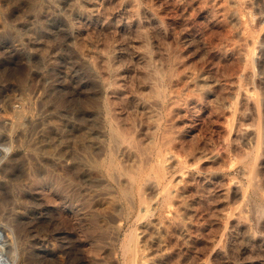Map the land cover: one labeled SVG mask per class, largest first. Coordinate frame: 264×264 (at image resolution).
Instances as JSON below:
<instances>
[{
    "label": "rangeland",
    "instance_id": "obj_1",
    "mask_svg": "<svg viewBox=\"0 0 264 264\" xmlns=\"http://www.w3.org/2000/svg\"><path fill=\"white\" fill-rule=\"evenodd\" d=\"M228 1L229 0H227V2ZM233 1L237 2L235 3V5L237 4V7L234 6ZM248 1L247 0L246 1L244 0L230 1L233 4L231 3L230 6H227V7L232 8L234 6V8L236 7V10L238 11L241 9L240 13L238 11L235 13V12H232L234 8L233 9L229 8L231 9V12H232V14L230 15L231 13L230 10L227 9L229 10L227 11L225 8V5L226 4L229 5L230 2L225 3L226 0H223V1L222 0H0V115L5 116L9 112L7 110H9L10 106L19 105V103L25 100L23 98L30 97V100L33 103L32 105L35 108L34 111L36 109L39 110L42 107V110L40 109L41 111L39 110L38 113L36 110V114H38L37 118H42L43 116L47 115L48 112H50V114L52 113L54 115V116L53 115H50V116L54 117L53 119L55 122L59 123L62 121L64 122L62 124H64V126H67V127H64L65 129L64 133L62 132L63 135L61 139L57 142V146H56L57 151L61 149V151L59 152H60V155L62 156V162L65 159L66 165H64L62 169H60L57 166L55 167L53 164L49 162L48 163L45 162L46 164L45 165L43 160L39 159L40 160L39 161L38 159H34L33 160L34 163L36 161L37 164L31 163L29 166H27V168L29 167L27 169L28 176L23 177L25 179L20 178L18 180H14L15 182L13 180H10L8 183L10 187L14 183L13 185L15 186L13 187L12 185V188L10 190L12 193L13 192L14 194L16 193L15 196H17L16 197L17 201L12 202L10 199L3 200L0 198V229H2L6 233V238H8L9 244L11 242L13 243V244H10V246L8 247H11V249L13 247V249H15L16 251L17 257L14 256L16 258L15 259L16 264H124L123 263L124 258H122L123 257L122 251L120 250V245H121L120 239L122 240V236L123 237L125 236L124 233L121 234L120 236L121 238L119 240H116L114 242V244L116 243L115 245L112 244L113 242L112 237L115 236V233H113L114 228L112 224H110V228L112 226L113 231L109 227H107L105 231H101L102 228L99 229L100 227L95 226L97 225L95 221V215L89 214V212H93V211L92 209H89V207H91L92 201L90 199L91 196L88 197V195L91 194L92 191L96 189L94 188V186H96L97 188L99 187L96 182L95 183L97 185L95 183H92V180H91L95 176V172L91 171L92 174L90 173L88 174L90 170H88L87 172L86 169L85 170H83L82 168L79 169V167L77 170L76 169L77 166L75 165L80 166L79 165L80 158H78V156L80 155H77V156L75 155V157L77 158L76 161L74 160L75 157L74 159L72 158L74 154L76 153L79 154L81 150L84 151L83 149L84 147H85L86 153H88L87 151H89L87 155H89L90 153L92 154V155L90 154L91 156L89 155L92 158L90 157L88 158V156H86V153L85 152L83 153V151H81L83 154H85L87 158L86 162L87 161L89 162L88 159H90V162H91L96 159L97 160L101 159V157L102 158L104 157V154H102V152L104 153L103 147H101L102 142H100L99 140L100 138L99 130L103 129V128H100L101 126L103 127V124H101L100 126L99 122L95 120L92 115V109H94L93 107L94 102L95 101L97 102V100L99 99L97 97L101 98V97H104L105 95L108 96V94L110 96L111 91L113 90V87H116V88L118 87L119 88L118 91L120 94L119 93L117 94L116 100L118 98L117 102H118V107L120 108V110L122 108L124 109V111L121 110L122 116L127 111H129V113H126V115L128 114L129 117L132 116V119L135 122L137 121V119L141 118L139 119L140 120L139 122L137 121L138 123V124L136 123L137 126L140 123H142L140 124L142 127L143 122L145 121L144 125L146 124L148 127L151 124V122L149 124L146 121L147 120L146 118L150 115V114H147L146 110L149 111L152 108L155 109L154 108L155 104L153 100L154 98L152 97L149 100V102H147L148 109L143 108V106L141 105L143 101H141L140 99L144 97L143 95H145L144 98H147L148 95L154 94L153 92L150 93V91L151 90L153 91L154 89V88H151L153 86V83L154 84L157 83L155 80L156 77H154L156 76V73L155 74L153 73H154V69L155 70L157 69L156 66L159 65L160 68L158 66V70L161 69V74L171 75L173 73L172 74L173 77L169 78L171 82L170 80H167L168 78L165 79V82L167 83V85H169L171 89L174 86V89L178 91V93H183L184 97H183V94L181 96V98L183 97V101L184 100H186L187 102L190 101L191 105L190 103L188 104V108L190 109V115H193V119L194 118L195 120L198 119V121L196 120V125H195L196 131L198 132L199 127H200L201 137L204 134L203 135L204 138L202 137V139H204L205 143L203 142L202 139H200L201 144L206 145L207 142H208L207 143L208 146L212 144H217L215 143V141L218 142V140L221 137H225V134H224L225 131L223 127L228 123L226 121L227 120L226 118H228V116L230 115H228L227 113L228 110L226 111L229 105L225 106L224 104L225 103L231 104V101L235 99V94L233 92H230V90L231 89H232L231 91H233V89L235 90V84L237 83L234 81H236L238 74L241 73V71H239L238 68H241L242 70V66L244 65L242 72H245V71H250V70L253 71L255 70V67L257 70L259 67L260 69H258L257 71L255 70L256 72L255 71L254 72L256 75L258 73L257 75L258 78L264 77V75L262 76V74H264V67L262 68L261 66L262 61L264 60V56H262L261 58V55L263 54L262 52L263 50L261 48H255L256 49L255 50V56H256L255 60H258L259 63L254 60L255 62L250 64L251 67L255 66L253 67V69L250 68L249 65L247 67V63L245 64V58H246V53L248 49L249 48L251 49L252 47H254L253 44L250 43L252 42V39L255 38L256 40H258V43L264 42L263 41L264 39L262 40V38H264V31H263L264 26L262 27V24L264 23L263 21L264 19L262 18L263 16L262 14L264 13L263 11L261 13V10H264V5L258 4V7L261 6L259 7L261 8V10L257 8V3H263L264 0H258V1L251 0L257 3H254V2L250 3L251 1L250 2ZM259 1H262V2H259ZM247 2H248V6H246ZM239 5H240V8H239ZM253 6H255L254 9H253ZM249 7L251 8V10H249L250 9ZM255 8H257L256 11H255ZM151 10L154 12L151 13L152 12ZM249 11L250 12L252 11V12L250 13ZM254 11L257 12L258 14L255 13ZM248 12H249V17H248ZM234 13L235 15H233ZM260 13H261V17H258ZM254 14H257V16ZM229 17H231L230 18L231 20L228 19ZM235 17H238V18L234 20ZM257 17L258 19H256ZM227 19L230 21H234V22H230V21L228 22ZM239 21L241 25L242 24L244 25L243 29H241L242 27L239 24ZM248 21L250 23L251 21H253L252 22L253 24L252 23L251 24L256 25V26L250 25ZM246 25H250V26H246ZM258 26H259V29H260V26L262 27L261 28L262 30L259 31V35H257L258 34L257 30H259L257 29ZM239 29H241L240 33L238 32ZM249 29H251V32H252L250 34L248 31ZM252 30H255L256 32L254 31L253 33ZM239 34L242 36L244 35V36L240 38ZM237 35L240 38L239 40H238ZM250 36L252 37L251 41L248 39ZM260 36H263V37H260ZM245 38L248 39V41ZM241 39H243V41ZM244 39L245 41H247L246 42L247 45ZM238 43H240L239 47H237ZM242 43L245 44L247 47L244 45V47H242V50H240ZM225 45L233 46L232 49L234 50L231 49V46L228 49V47H226ZM235 45L238 49L235 47ZM45 46L46 48L48 47L47 48L48 50L45 48ZM223 48H224V52H223ZM10 49H12V51ZM220 50H222V52ZM225 50L227 52H225ZM222 53L223 54L225 53V54L223 55ZM234 53L235 54L237 53V56ZM238 53H241V55ZM259 55H260V58L258 59ZM221 56H225V57L221 58ZM233 57H235L236 59ZM232 61H235V64ZM107 62L109 63V65ZM236 62L238 63L236 64ZM38 63L40 65H38ZM231 63L233 64V66L231 65ZM95 64L96 66L97 65L98 66L94 67ZM227 64L228 66L231 65L229 66L231 68L233 67L235 68L236 66L235 69L238 70L237 72H240V73H236L235 69H231V70L228 69ZM239 65H241V67ZM108 66H110L111 69L106 68L104 70L103 67H108ZM245 66L247 69L248 68L249 69L247 70ZM173 68H174V71H173ZM107 69L109 71L111 70L110 71V73H112L111 76L108 73L109 71ZM232 70H235V71H232ZM163 71L165 72L162 73ZM169 71L170 72L173 71V72L170 73ZM231 71L232 73H230ZM230 74L232 76V79L233 80L235 79L233 81L234 83L231 82L232 79H231ZM107 78L108 80H111V81L108 82ZM217 78H219L220 80L219 79L217 80ZM112 79L117 80V83L120 86H118V84L117 86H114L113 84L114 82L116 83V81L114 80L113 82ZM227 79L228 81L229 79H231L230 84L228 81H227L228 82L227 84L226 82ZM99 80H102L100 81L102 84H100ZM105 80L108 82V84L109 83L110 84L105 86L106 85L104 84V82H106ZM221 80L222 82H220ZM253 81L255 82V86H254ZM253 81L251 82V80L250 81L248 80L245 83L247 84L245 85V87L248 88L249 90L252 89L251 92L253 94L255 93H258L259 95L263 94L264 86L262 87V85L258 84L259 81L255 79ZM112 82L113 84L112 86H110ZM212 82L213 84L214 83L215 84L213 85ZM250 82L252 84L249 86ZM222 84L225 87L230 85L229 88L231 89L226 88L228 93L225 92L226 89ZM100 85L101 86L103 85V86L101 87ZM205 85L206 87L204 88ZM218 86H222L220 87L221 89L218 88ZM252 86L253 88H251ZM105 87H106V90H105ZM255 87L258 88V90H255ZM213 88H215L216 91ZM205 89H206V92H205ZM106 91L108 92V94H106ZM253 91H257V92H253ZM22 93H25V95ZM99 93L103 96H100ZM223 93H226V94H223ZM199 94L200 96H198ZM201 94H203L202 97H201ZM216 94L221 99L223 97L225 98V99L223 98L222 100L224 101L227 100L225 103L224 102L222 103L223 106L219 105L220 107H225L224 110H222L223 108H218V105L217 106L215 105L219 99L217 98ZM231 94H233L232 98H231ZM93 95L94 96L97 95V96L93 98ZM118 95L119 97L121 96V98L122 97L124 98L123 101L125 102V104L124 102L120 101ZM15 96L17 97L16 99H15ZM185 96L187 97V99L185 98ZM203 96L206 97L208 101ZM215 96L217 99L213 98ZM225 96L228 98H226ZM19 97H22V99H20ZM32 97L34 99H31ZM43 97H44L45 102H43L44 101ZM197 98L200 99V101L198 100L196 102L195 100H197ZM229 98H231V100ZM38 99H40L41 102ZM211 99L213 100L216 99V100L212 102L213 100L211 101ZM33 100L36 102L37 101L39 102H37L36 104V102H34ZM139 100L140 102L138 103ZM198 102L202 104L200 105ZM44 103L46 105H44ZM194 103L195 105L193 106ZM34 104L37 106H35ZM41 104L43 105L41 106ZM150 106H152V108ZM199 107L201 111L196 110V109H199ZM214 107H217L218 109H220L223 115L220 114L221 112L219 113V110L217 111V108H214ZM143 110L146 112L147 117L146 115L144 116L145 113ZM208 110L211 112H209ZM212 111L214 112V114H212L213 113ZM218 113L220 114V116ZM89 114L90 116L91 115L92 116L89 119H87ZM139 114L144 116V119L140 117L141 115ZM204 114H208L207 115L208 118ZM134 115H136L137 118ZM197 116L201 117V119ZM216 116H218V118ZM223 116H225L224 121H223V118H224ZM148 118L150 119V117ZM210 119L215 120L214 121L215 123H213V120L211 121ZM249 119L245 120V123L251 124L253 122L252 118H251L252 120H249ZM141 120H144V121L142 122ZM218 123H221L220 126L219 125L217 126ZM34 124L35 123L26 125L27 129L30 128L31 130H33L34 128V130L36 129V132L33 130L34 133L32 131L29 132V133L32 132L31 134L27 133L28 134V136H26L27 141L25 140L27 144L25 142V145H24L25 147L22 148L23 151L28 152L29 151L28 147L30 144L29 142L34 143V141L37 139L38 129L33 127ZM67 124H69L70 126ZM86 124H87V128H86ZM74 126L75 127L77 126L78 128L77 127L75 128ZM82 126H85L84 133H83V129H81ZM90 126L91 128H89ZM96 126H98V130ZM147 127L143 126L142 129L145 128L146 130ZM217 128H220L219 132L216 131L218 130ZM89 129L90 130L92 129L93 133ZM80 130H82V132ZM82 133L84 134V136L85 135L86 136L83 137ZM88 133H90V135ZM221 133L223 134L221 135ZM34 134L36 136H33ZM210 135L213 138L210 137ZM219 136L221 137L219 138ZM29 137H30V140H29ZM94 137H96V139ZM207 138H208V141L206 140ZM92 140L93 141L96 140V142L95 141L94 142L97 143V146ZM98 140L101 143L100 145L98 143ZM83 141H85L86 144ZM90 143H93V144H90ZM66 144H69V146L67 145V148H69V150L74 148L71 150L73 154L70 151L66 150L67 149L65 146ZM242 146L246 147L245 144H242ZM0 147H2L4 151H7L8 154H10L11 148L9 146H0ZM79 147H81L82 149H80ZM76 148H79L78 152ZM73 150L75 152H73ZM101 150L102 152H100ZM261 150L263 151V149ZM67 152H69L70 155L72 156L70 157V155L67 154ZM98 152H100L101 154L100 153L98 154ZM98 155H103V156H100L98 158L97 157ZM0 156L1 158L3 157V152L1 150H0ZM93 156L95 158H93ZM41 162H43L42 163L43 165H41ZM70 162H73L75 164L70 163ZM33 166L35 167V169ZM33 169L34 170L37 169L38 172L37 171H35L36 173L32 172L31 170ZM30 171L33 174L35 173V175L34 176L33 174L31 175ZM82 172H83V175L86 173L85 176L82 175ZM229 174H231L230 175L231 178L234 175H237L238 176L237 178L240 179V181L238 179L239 184L242 181L241 184L243 186H247L246 177L241 174L240 176L239 173H236V171H232L230 173H227V175H225L226 181L224 185L227 186L228 184V181H229L228 179L230 178ZM263 174L264 173L261 172L259 175L260 180L263 181V182L261 181L262 183H264ZM88 175H91V177ZM65 177L66 179H64ZM89 180L91 181V183ZM20 182L21 183L23 182V183L21 184ZM261 182H260L261 187L264 188V185ZM203 183L205 184V182ZM23 184L24 186H22ZM213 184H216V183L208 182L205 185H206V190L208 189L207 191L208 192L210 191L211 193L210 195L213 198L211 199L210 203L216 204V205H214L215 207L210 203H208L209 206L206 205V207L208 206L207 209L208 208L209 209L208 210L205 209V213L207 214V215L205 214V218L206 217H209V218H207V220L205 219V222H204L205 224L202 225L203 227L201 229L202 231L201 230L196 231L198 224H202V223H198L197 220L199 219L197 220L195 219V221H193L194 225H192V227L194 226V229L196 232L195 234H193L194 230L193 228H191V232L192 231L193 232L192 233L190 232V237L192 240L198 237L199 240L198 238H196V240L195 239L193 240L195 244L193 243L194 246H192L193 249H191L190 253H188L189 252L187 251L188 246L185 242L183 243V240H178V242L176 243V246L172 245L173 243L176 242V239H173L176 237L170 234V236L167 239V244L169 246V244L171 243L170 244L171 247L169 246L167 250L171 251V253L169 257L166 256L168 257L167 260L166 258H162L161 254L165 252L163 248L158 246V243L157 241H155V239H152L153 241L149 242V247H148V244L146 245L147 247L146 252L149 253L150 251L152 254V252L155 250L153 252L154 256L153 254L151 255L149 253V255L153 257H150V256L146 257L144 259V261H146V264L148 263L149 264H169V263L170 264L172 263L173 264H180V263L183 264L184 261H185V264H197V263L200 264L203 259L208 260L209 264H214V263L219 264V262L221 264H228V263L229 264H264V239H260L261 237L264 238V229H263L264 228V215H262V218H261V214L263 213H260L261 210H259V208H264L262 205L264 204L262 203L264 202V199H260L259 197L255 195L253 196L252 193H250L248 197V201L250 202L245 203L246 210H244L245 211L244 215L245 214L246 215L244 216V218L247 217L245 219L246 224L248 223L247 228H245L244 230L243 228H239V230L238 228H234L233 230H231L232 232L230 231V234H228L229 237H226V239H229L228 240L229 242L226 239L224 241V243L227 242L228 244L223 243L224 249L226 248L225 249L226 251H224L226 252L224 253L225 256L223 255L220 257L217 256L215 258L213 257V254L210 252L212 251L210 246L212 247L211 244H212V240L215 239L214 236L217 237L218 234L220 233V229L216 230V228H219V220L217 221L215 219H220L223 214L221 213V211L224 212V209H221V206L222 208L224 207L225 209L227 206L225 205L226 201L222 198V195L220 194L221 193L220 190L222 189L221 186L219 188V184L218 185L216 184L217 186L215 185V188H214ZM17 185L21 186V188L19 187L21 192L20 190L18 191L19 188L17 187ZM216 187H218V190L216 189ZM16 188L18 189L16 190ZM68 188L70 191L68 190ZM214 189L217 191V193ZM16 191L20 192L19 196H18L19 193H17ZM86 192H88V194ZM66 193H68L67 194L68 196L66 195ZM216 195L218 198L216 197ZM251 196L255 197V200H254L255 202L253 201L254 198ZM219 197H220V200H219ZM230 198H229L230 201L228 200L229 202L236 201L235 197L231 196ZM251 199L254 202V204L257 203L256 205L258 206L255 205L254 207V204L252 203ZM257 199L258 200L260 199L262 202L261 201L259 202ZM220 201L225 203L224 204L225 206ZM218 204L220 205L218 206ZM211 206L213 210L210 209ZM259 206H262V207H259ZM15 207L16 208L18 207L19 209L17 208L18 209L17 210ZM251 208H252V211L254 210V208L256 209L255 210L256 212L253 211V215L255 216L252 215ZM218 209L220 210V212H218L219 211ZM25 210L26 212L27 211L28 212L26 213ZM211 210L214 213L216 211V213L214 214ZM11 212L14 213L15 216L14 214H11ZM83 212L85 213V215ZM207 212L209 213V215L213 214V216L212 215L209 216ZM86 213H88V215H86ZM21 214H23V216ZM216 214L218 217L216 216ZM11 216L14 218H12ZM16 219H18L17 222H16ZM20 219L23 221L25 220L26 221L23 222ZM208 219L211 220L210 222H212V224L210 222L208 223ZM214 220L218 224V227H217V224L213 222ZM248 220H251V221H248ZM17 223L20 224V226L22 225L25 227H22V226H21L22 228L17 227L18 225ZM214 226H216V228H214ZM209 227H210V231H211V227L212 229L214 228L216 232L219 231L217 232L218 234L215 232L212 233L214 229L211 232L207 231L209 230L208 229ZM205 230L208 233L210 232L212 234L208 235V233H206ZM98 231L99 232L101 231V235ZM231 233L234 235H232ZM248 233L249 235L250 234L252 235H250L249 237ZM107 234H109V236H107ZM99 235L102 237L100 238ZM103 235H105L104 239H103ZM111 235L113 236L111 237ZM204 236L205 237L207 236V239ZM208 236L210 237L209 239H208ZM212 236H213V239H212ZM251 236H253L252 239H251ZM243 238H245L248 241L251 240V242H249L248 244V242H246V240ZM254 238L258 239L259 242L258 240ZM206 240L208 241V244H210V242L211 244L208 246V248L203 246L206 250L200 249V247L203 248L202 245H208ZM104 241H106L109 244L107 245ZM252 241L254 242L255 245L253 244ZM111 244L113 245L115 249H117L115 250L117 251L116 253L115 251L113 252L109 249L110 247H112ZM155 245H156V248H154ZM103 246L104 247L107 246L106 247L107 250L106 248H103ZM173 247L174 249L178 248L179 250L178 249L174 250ZM194 248L196 249L198 248V249L196 250ZM159 250L161 251L159 252ZM193 250H196V251L194 252ZM198 250L201 251V253L199 252L198 254ZM203 250L204 252H206V254L203 252ZM104 251L107 252V255ZM156 251L158 254L156 253ZM179 253L181 254L183 253V255L181 256V254ZM176 254L177 256H179V258L176 256ZM195 254H198V255H195ZM207 254L209 257L207 256ZM114 255L117 257L115 258ZM184 256L185 257L187 256V257L185 258ZM196 256L198 258H196ZM204 256L205 258H203ZM201 257H202V260H201ZM207 257L209 259H207ZM152 258H154L155 260L152 261ZM177 258L180 259L179 262L177 261L178 260ZM213 258L215 259V261ZM164 259H165V263H164ZM169 259H171L170 260L171 262L169 261ZM192 259L194 260L193 261L194 263L192 262ZM210 259H213V260H210Z\"/></svg>",
    "mask_w": 264,
    "mask_h": 264
},
{
    "label": "bare ground",
    "instance_id": "obj_2",
    "mask_svg": "<svg viewBox=\"0 0 264 264\" xmlns=\"http://www.w3.org/2000/svg\"><path fill=\"white\" fill-rule=\"evenodd\" d=\"M230 1H232V0H229L228 2H230ZM244 1H246V0H244ZM250 1H248V2H250ZM255 1H258V0H255ZM228 2L226 0L225 3H228ZM233 2H234V6L237 7V4L235 5V3H237V2H235V1H233ZM248 2H247V5L246 6H248ZM252 2H254V1H251L250 3H252ZM259 2H262V1H259ZM231 3L232 2H230L229 5H227V4L225 5L226 10L229 9V8H231V7H227V6H230ZM254 3H257V2H254ZM258 4H263L264 5V1H263V3H257V8L259 10H261V8H259L261 6L258 7ZM263 5H262V7H263ZM234 6L231 9H233ZM251 6H252V4H251ZM236 7L233 9L234 11L232 10V12H235L236 13L238 11V10H236ZM254 7L255 6H253V9H254ZM239 8H240V5H239ZM257 8H255V11H256ZM231 9H229L230 12H231ZM229 10H227V11H229ZM249 10H251V8ZM149 11H150V9H149ZM262 11L264 13V10H261V13H262ZM153 12L154 11H152L151 13H153ZM232 12L230 13V15L232 14ZM238 12L240 13L241 12V9ZM249 12H248V17H249ZM235 13L233 15H235ZM255 13H257V12H255ZM261 13L259 14L260 16L258 15V17H261ZM257 14H254V15L257 16ZM262 15L264 16V14H262ZM237 16H239V15H237ZM263 16H262V18L264 19ZM258 17L256 19H258ZM230 18L231 17H229L228 19H230ZM236 18H238V17H235L234 20ZM230 20H228V22ZM253 20H255V19H253ZM259 20H260V18H259ZM230 22H234V21H230ZM252 22L253 21H251V23ZM251 23H250V25L253 24V23L252 24ZM239 24H240V21H239ZM242 25H241V27H242L241 29H243V27H244V25L243 26ZM250 25H246V26H250ZM252 26H256V25H252ZM263 26H264V23L262 24V27ZM262 27L260 26V29H259V26H258L257 29H259V30L256 29L257 32H258L257 35H259V31L262 30L261 29ZM241 29H239V31H238L239 33H240V30ZM248 31H249V34L252 33L251 32V29H249ZM252 31L254 33L255 30H252ZM35 32H36V30H35ZM31 33H32V31H31ZM261 35H263V34H261ZM38 36H40V35H38ZM243 36L240 35V38H242ZM237 37H238V35H237ZM250 37L249 38L247 37V38L251 41L252 37L251 38ZM260 37H263V36H260ZM240 38L238 37V40ZM245 39H244V41H245ZM248 39H246V40L248 41ZM263 39L264 38H262V40ZM241 40L243 41V39H241ZM241 40H240V42H241ZM247 41H245V43ZM259 41H260V39H259ZM250 43H252L254 47L251 46L252 47L251 49L248 47L249 49H248V51L246 53V58H245V64L247 63V67H248V65L250 66V64L254 63L255 61H257L259 63L258 60H255L256 59L255 58L256 57L255 56V50H256L255 48H261L263 50V51L261 50L263 52V54L261 55V58H262V56H264V49H263L264 48L263 47V45H264L263 43L264 42L263 43H258V40H256L254 38V39H252V42H250ZM238 44H237V47L240 46V43H238ZM242 44H241V49L240 50H242V47H244V45H245V44H243V45ZM13 45H15V44H13ZM246 45H247V43H246ZM225 46L228 47V49H229V47L231 45L230 46L225 45ZM235 47H236V45H235ZM45 48H46V46H45ZM224 48H223V52H224ZM232 48H233V46H231V49ZM10 50L12 51V49H10ZM232 50H234V49H232ZM220 51L222 52V50H220ZM257 51H258V49H257ZM225 52H227V51L225 50ZM238 54L241 55V53H238ZM259 54H260V52H259ZM235 55L237 56V53ZM225 56H221V58L222 57H225ZM233 58H235V57H233ZM259 58H260V55H259L258 59ZM238 59H239V57H238ZM263 61H262V65H261L262 68L264 67L263 66L264 65L263 63L264 62ZM232 62H234V64H235V61H232ZM237 63L238 62H236V64ZM38 65H40V64L38 63ZM108 65H109V63H108ZM231 65L233 66L232 63H231ZM231 65H229V66H231ZM97 66L95 64L94 67H97ZM158 66L159 65L156 66L157 69L156 70L154 69V73H153V74L156 73V76H154V75L153 76L156 77L155 80H156L157 83H155V84L153 83V86L151 88H154V89H153V91L152 90L150 91V93L153 92L154 94L148 95L147 98H144L145 95H143L144 97H142V98L140 97L141 98L140 100L143 101L141 103V105L145 109H148L147 108L148 107L147 106V104H148L147 102H149V100L152 97L154 98L153 100H154V104H155V107H154L155 109H153L152 106H150L152 109H150L149 111L146 110L147 111V114H150L148 116V117H150V119L147 117L146 112L144 111L145 109L143 110L144 113H145L144 116L146 115V117H147L146 118L147 119L146 121L149 124L151 122V124L150 125L148 124L149 126L147 127L146 124L144 125V122L145 121L144 120H141L142 122L144 121L143 122V126H146L147 129L146 130H145V128L142 129L143 126L141 127V125H140L142 123H140L137 126V124H138L137 121L139 122L140 121L139 119H141V118L137 119V121L135 122L132 119V116L130 114L129 115L131 117H129L128 114L126 115V113H129V111H127L122 116V111H124V109L122 108L121 109L122 111L120 110V108L118 107V102H117L118 101V98L116 100L117 94L119 93V91H118L119 88L118 87L117 88L116 87H113V90L111 91V95L110 96H109V94L107 92L108 90H107L106 91V94H108V96L105 95L104 97H101V98L100 97H97V98H99L97 100V102L95 101L96 99L94 100L95 101L94 102V106H93L94 109H92V115H93L94 119L99 122V125L100 126H101V124H103V127L102 126L101 127L99 126L100 128H103V129L102 130H99V137L100 138L99 137H97V138H99L100 142H102V145L103 146L101 145V147H103L104 153L102 152V150L100 152H102V154H104V157L103 158L101 157V159H98V160L96 159V160L91 161V162H90V159H88L89 162L88 161L86 162V160H87L86 156H88V158H89L92 154L90 153L91 154V155L89 154L90 156L87 155L89 153V151H87L88 153H86L85 152L86 151L85 150V147L83 148L84 151L83 150H81V151H83V153L85 152L86 153V156H85V154H83L80 151V153L83 154V155H81L80 153L79 154L76 153L72 157L74 159L75 155L76 156L77 155H80V156H78V158H80L79 159L80 160L79 161V163H80L79 165L81 167L78 166V165H75V166H77V168H76L77 170H78V167H79V169L80 168H82L83 170L86 169L87 172H88V170H90L88 172V174L89 173L92 174L91 171H94L95 172V176L93 175L94 177L92 176L93 178L91 180H92V183H95L96 182L99 187L97 188L96 186H94V188H96V189L94 191H92L91 194L88 195V197L91 196L90 199L92 201L91 207H89V209H92V211H93V212H89V214H94L95 215V221H96V224H97L95 226L100 227L99 229L102 228L101 231H105L107 229V227L110 228V224H112V226L114 228V231L112 230L113 229L112 226H111L110 229L113 231V233H115V236L111 235V237L112 236L114 237V238L112 237V240H113L112 244H114V242L116 240H119L121 238L120 237L121 234L124 233L125 236L124 237L122 236V240L120 239V241H121V243H120L121 244L120 245V250L122 251V256H123L122 258H124V262H123L124 264H146V261H144V259L146 257L150 256L149 253L151 254L150 251H149V253L146 252V248H147L146 245L148 244V247H149V242H152L153 241L152 239H155V241H157V243H158V246L161 247V248H163V250L165 252L163 254H161V255H162V258H166V260H167V258L170 256V253H171V251H168L167 250V248L171 244L170 243L169 246L167 244V239L170 236V234L172 236H175L176 237V238H173L172 237L173 239H176V242L173 243L172 245H175L176 246V243L178 242V240H183V243L185 242L187 244V246H188V250H187V251H189L188 253H190L191 249H193L192 246H194L193 245V243H194L193 240L194 239L196 240V238H198V237L195 236L196 238H194L193 240L191 239V237H190L191 228H193L194 232L193 231L192 232H193V234H195L196 231H199V230H201L203 228L202 225L205 224L204 223L205 222V219L207 220V218H209V217H206L205 218V214H206L205 213V209L206 210L209 209V208L207 209V207L209 206L208 203H210L211 199H213V198L210 195L211 194L210 191L208 192L207 191L208 189L206 190V185L205 184L208 183V182H213V183H216L217 185L219 184V188L221 186V188H222L220 190L221 193L220 192L219 193L222 195V198L226 201V204L223 203V202H221V201L220 202L223 203V205L224 204L227 205L226 206V209L224 207L222 208V206H221V209H224V212L221 211V213H223V214H222V216H221L220 219H215L217 221L219 220V228H216V226H214V228H216V230H219L220 229V233L218 234L217 232H219V231L216 232L215 229L213 228L214 231L212 233L215 232V233L218 234V236L217 237L214 236L215 239H213V236H212V239H213L212 240V244L209 241L210 244L212 245V247L210 246V248L212 250L210 252L213 254V257L214 258L217 257V256H219V257L220 256H223L224 253H226V252H224V251H226L225 250L226 248L224 249V244L227 243V242L224 243V241H225L226 237H229L228 234H230V231L231 230H233L234 228H238V230H239V228H243V230L245 228H247L248 223L246 224V221H245V219L247 217L244 218V216L246 215V214L244 215V213H245L244 210H246L245 209V203L246 202H250V201H248L249 194L252 193L253 196L255 195V196L259 197L260 199H264V188L261 187L260 182L262 180H260V177H259V175H260L261 172L264 173L263 172L264 171L263 170V168H264V93L261 94L262 96L259 95L258 93H255L256 94L255 95V94H253L251 92L252 89L249 90L248 88L245 87V85H247L245 83L248 80L249 81L251 80V82H252L254 79L257 80V81H259V83L258 82L257 83L260 84V85H262V87L264 86V77H261V78L259 77L258 78L257 77L258 73H257V75L255 74V72L258 69H260V68L258 67V69L256 70V67L252 65L253 67H255V70L256 71L255 70H253V71L250 70V71L242 72V70L244 68V65H243L242 66V70H241V68H238L239 71H241V73H240V72H237L238 70L235 69L236 66H235V68L234 67L231 68L227 64L228 69H230V70L231 69H235L236 70V73H240V74H238V76L236 78V81H234L235 79L234 80L232 79V76L230 74L231 79H232L231 82L232 83H234V82L237 83V84H235V90L233 89V91H231L232 89L229 88L230 85L225 87L222 84L225 87V89L226 88L231 89L230 92H233L235 94V99L231 101V104H226L225 102L227 100L226 101L222 100L224 97L221 99L216 94L217 95V98H219L220 101L218 99V101L216 102L215 105L216 106L218 105V108H223L222 110H224L225 107H220L219 105H222L223 102L225 103L224 104L225 106L226 105H229L228 106V109H226V111L228 110L227 113L230 116H228V118H226L227 119L226 121L228 123L227 124L225 123L226 125L223 127L224 128V131H225V133H224L225 134V137L219 136V138L220 137L221 138L218 140V142H216L214 140L215 143H217V144H212V145H209L208 146L207 145L208 142H207L206 143L207 146H206V145H202L201 144V141H200V139H202V137L204 138V136H203L204 134L201 137L200 127H199V131L198 132L196 131V128H195L196 120L198 121V119L195 120V118L193 119V115H190V109L188 108V104L190 103V101L187 102L186 100H184L185 101L184 102L183 101L184 94L183 93H178V91H176L174 89V86L171 89L170 86L167 85V83L165 82V79L168 78L167 80H170L169 78L170 77H173L172 76V74H173L172 72L174 71V68H173V71L172 72H170L171 70L169 71L170 73H172L171 75H165V74H161V69L158 70ZM239 66L241 67V65H239ZM111 67H112V65H111ZM253 67L250 66V68H252V69H253ZM103 68L105 70L106 68H110V66L103 67ZM159 68H160V66H159ZM245 68H246V66H245ZM176 69H178V68H176ZM235 70H232V71H235ZM110 71L108 73L111 76L112 73H110ZM232 71L230 73H232ZM164 72L165 71H163L162 73H164ZM260 72H261V70H260ZM263 75L264 74H262V76ZM218 79L219 78H217V80ZM231 79H229V81L227 79L226 82L228 81L229 84H230V80ZM107 80H108V78H107ZM112 80L114 82L115 79H112ZM215 80H214V82H215ZM100 81H102V80H99V82ZM110 81L111 80H108V82H110ZM115 81H116V83L114 82V84H113V82H112L110 86H112V84L114 86H117V84H118L117 83V80H115ZM108 82L107 81L104 82V84H106L105 86H107V85L110 84V83L108 84ZM170 82H171V80H170ZM216 82H218V81H216ZM220 82H222V80ZM223 82H224V80H223ZM228 82H227V84H228ZM251 82L249 83V86L252 84ZM100 84H102V83L100 82ZM212 84H213V82H212ZM97 85H98V83H97ZM219 85H221V84H219ZM118 86H120V85L118 84ZM232 86H234V85H232ZM254 86H255V82H254ZM205 87H206V85L204 86V88ZM220 87H222V86H218V88H220ZM262 87H260V88H262ZM215 88H213V89H215ZM251 88H253V86ZM211 89H212V87H211ZM222 89H224V88H222ZM105 90H106V87H105ZM255 90H258V88L255 87ZM207 91H209V90H207ZM215 91H216V89H215ZM21 92H23V91H21ZM205 92H206V89H205ZM225 92L228 93L227 89H226ZM253 92H257V91H253ZM49 93H51V92H49ZM260 93H262V92H260ZM22 94L25 95V93H22ZM182 94H183V97L181 98ZM208 94H207V96H208ZM223 94H226V93H223ZM202 95L203 94H201V97H202ZM232 95L233 94H231V98H232ZM96 96L93 95V98L96 97ZM100 96H103V95L100 94ZM198 96H200V94ZM118 97H119V95H118ZM229 97H230V95H229ZM16 98L17 97L15 96V99ZM19 98L22 99V97H19ZM122 98H121V96L119 97L120 101L124 102L123 101L124 98L123 99ZM185 98L187 99L186 96H185ZM204 98H206V97H204ZM213 98H216V96L213 97ZM226 98H228V97H226ZM231 98H229V99L231 100ZM233 98H234V96H233ZM23 99H25V100L24 101L21 100L22 102L19 103V105H12V106H10L9 110H7L9 112L5 116H3V115L1 116L0 115L1 116L0 117V146H9L11 148L10 154H8L7 151H4L2 149V147H0V150L3 152V157L1 158V156H0V158H1L0 159V198L3 199V200H9L10 199L12 202L13 201H17L16 200L17 199L16 198L17 196H15L16 193L14 194V192L12 193L11 190H10L12 188V185L14 183L10 187L9 184H8L9 181L10 180H13V181L14 180H18V179L23 178L25 176L27 177L28 176L27 169L29 168V167L27 168V166H29L31 163H34V161H33L34 159H38V160L41 159V160H43L44 164H45V162H47V163L49 162V163L53 164L55 167L57 166L60 169H62V167L64 165H66L65 164V159L63 161L64 164L62 162V156L60 155V152H59V151H61V149L59 151H57L56 146H57V142L61 139V137L63 135L62 132L64 133V130H65L64 127H67V126H64V124H62L64 122H62L61 120H60L61 122H59V123L58 122H55L54 119H53L54 118L53 117L54 115L52 113L50 114V112H48V114L45 115V116H43L42 118H37V115H38V114H36V110L37 109L34 111L35 108L32 105L33 103L30 100V97L29 98L28 97L27 98H23ZM31 99H34V98L32 97ZM41 99H42V97H41ZM216 99H214V100L211 99V101L213 100L212 102H214ZM35 100H37V99H35ZM38 100H40V99H38ZM43 100H44V97H43ZM46 100H47V98H46ZM129 100H131V99H129ZM140 100L138 101V103L140 102ZM198 100L200 101V99H198V98L195 101L197 102ZM202 100H203V98H202ZM207 101H208V99H207ZM34 102H36V101H34ZM37 102H39V101H37ZM37 102H36V104H37ZM40 102H41V100H40ZM43 102H45V100ZM10 103H11V101H10ZM119 103H121V102H119ZM198 103L200 104V102H198ZM124 104H125V102H124ZM124 104H122V105H124ZM204 104H206V103H204ZM42 105L43 104H41V106ZM44 105H46V104L44 103ZM190 105H191V103H190ZM194 105H195V103L193 104V106ZM35 106H37V105H35ZM214 108H217V107H214ZM218 108H217V111L219 110V113H220L221 110L218 109ZM38 109H39V107H38ZM40 109L42 110V107ZM88 109H89V107H88ZM207 109H208V107H207ZM39 110H37V113L39 112ZM196 110L199 111L200 110V107H199V109H196ZM203 110H205V109H203ZM143 111H141V112H143ZM213 111H215V110H213ZM209 112H211V111H209ZM223 112H225V111H223ZM3 113H1V114H3ZM131 113H133V112H131ZM133 114H135V113H133ZM193 114H194V112H193ZM212 114H214V112ZM220 114H222V112ZM220 114H219V116H220ZM50 115H53V116H50ZM125 115H126V117H125ZM136 115H134V116L136 117ZM139 115H141V114H139ZM204 115L207 116L208 114H204ZM211 115H210V117H211ZM91 116L89 114V116L87 117V119H89ZM144 116L141 115L140 117H142L144 119ZM197 117H199V116H197ZM216 117L218 118V116H216ZM223 117H224L223 118V121H224L225 116H223ZM226 117H227V115H226ZM199 118L201 119V117H199ZM207 118H208V116H207ZM251 118L253 119V122L251 124L250 123L249 124L248 123H245V120H248V119L249 120H252ZM214 121L215 120H213V123H215ZM100 122H102V123H100ZM32 123H35L33 125V127H35V128L38 129V135L36 133L37 139L36 140L34 139L35 141L33 140L34 143L33 142L32 143L29 142L30 144L28 143L29 144V147L28 146L27 147L29 148V151L27 152V151H23L22 148L25 147L24 145H25V142L27 141L26 140V136H28L27 133H29L30 131H32L33 133H34V131L36 132V129L34 130V128H33L34 131L31 130L30 128L29 129L26 128V125L27 124L30 125ZM201 123H203V122H201ZM220 124L221 123H218L217 126L218 125L220 126ZM67 125H69V124H67ZM90 125H91V123H90ZM84 127L85 126H82V128H81V129H83V133H84ZM96 127H97V130H98V126H96ZM86 128H87V124H86ZM89 128H91V126ZM217 129L218 130H216V131L219 132L220 131V128H217ZM27 130H28V132H27ZM80 131L82 132V130H80ZM90 131H92V133H93V130L92 129ZM222 131H223V129H222ZM31 133H29V134H31ZM212 133H211V135H212ZM88 134L90 135V133H88ZM222 134L223 133H221V135ZM36 135L34 134L33 136H36ZM211 135H210V137H212ZM85 136L83 134V137H85ZM94 138L96 139V137H94ZM94 138H92V139H94ZM208 138L206 139L207 141H208ZM27 139H28V137H27ZM67 139H68V137H67ZM29 140H30V137H29ZM99 140H98V143L100 145L101 143L99 142ZM202 140L204 142V139H202ZM31 141H32V139H31ZM94 141L96 142V140H94ZM83 142H85V141H83ZM26 144H27V142H26ZM85 144H86V142H85ZM85 144H84V146H85ZM90 144H93V143H90ZM95 144L97 146V143H95ZM242 144H245L246 147L242 146ZM67 145L69 146V144H66L65 145L66 148H67ZM79 148L82 149L81 147H79ZM79 148H76L77 149V152H78ZM65 149H64V151H65ZM72 149H74V148H72ZM261 149H263V151ZM66 150H68V151L71 152V150H69V148H67ZM73 152H75V151L73 150ZM100 152H98V154ZM67 154L70 155L69 152H67ZM71 156L72 155H70V157ZM100 156H103V155H98L97 157L99 158ZM90 158H92V157H90ZM93 158H95V157L93 156ZM66 159H67V157H66ZM76 159L77 158L75 157L74 160L76 161ZM43 162H41V165H43L42 164ZM70 163H73V162H70ZM34 164H37L36 161H35ZM73 164H75V163H73ZM45 165H44V167H45ZM44 167H42V168H44ZM34 169H35V167H34ZM37 169L34 170V171L31 170V171L32 172H35V171H37ZM64 170H65V168H64ZM31 171H30V173H31ZM232 171H236V173H239V175L241 174V175L245 176L246 179H247V183L245 182L247 184V186H243L241 184L242 181L239 184L240 179L237 178L238 176L237 175H234V176L232 175L233 177L231 178V176H230L231 174H229L230 178L228 179L229 181L227 180L228 181V184L226 183L227 186L224 185V183L226 181L225 175H227V173H230ZM43 172H41V173H43ZM35 173L34 174L31 173V175L33 174V176H34ZM85 174L83 175V172H82V175L83 176H85ZM31 175H29V176H31ZM88 176L91 177V175H88ZM262 177H261V179H262ZM88 178H87V180H88ZM23 179H25V178H23ZM23 179H22V181H23ZM28 179H29V177H28ZM64 179H66V177ZM238 179H239V181H238ZM108 182L110 183L111 186L109 185ZM203 182H205V184ZM90 183H91V181H90ZM84 184H86V183H84ZM216 184H213L214 185V188H215V185ZM262 184L264 185V183H262ZM19 185H17V187L18 188L19 187L21 188V186H19ZM14 186L15 185H13V187ZM22 186H24V184ZM224 186H225V188H224ZM18 188H16V190ZM20 188L18 189V191L20 190ZM94 188H92V189H94ZM216 189L218 190V187H216ZM22 190H23V188H22ZM68 190H69V188H68ZM20 192H21V190H20ZM20 192H17V193H19L18 196L20 195ZM86 193L88 194V192H86ZM216 193H217V191H216ZM67 194L68 193H66V195ZM231 196L235 197L236 198L235 200L237 202L236 201L235 202L234 201L233 202L232 201L229 202L231 200V198H230ZM253 196H251V197H253ZM216 197H217V195H216ZM220 197H219V200H220ZM18 198H20V197H18ZM229 198H230V200H229ZM253 198L252 199L254 201L255 200V197H253ZM82 199H84V198H82ZM252 199H251V201H252ZM260 199L259 200L257 199V200L260 202L261 201ZM249 200H250V198H249ZM253 201H252V203L254 204L255 201L254 202ZM262 203H264V202H262ZM210 204H212V203H210ZM256 204L257 203L254 204V207H255ZM206 205H208V206L206 207ZM212 205L214 206L216 204H212ZM219 205L220 204H218V206ZM262 205L264 207V204H262ZM218 206H217V208H218ZM256 206H258V205H256ZM259 207H262V206H259ZM210 209H212V206L210 207ZM249 209H250V207H249ZM15 210H14V212H15ZM215 210H217V209H215ZM220 210L218 212H220ZM255 210L256 209L254 208L253 211H255ZM259 210L262 211V212L260 211V213H263V214H261V218H262V215H264V208H259ZM21 211H23V210H21ZM251 211H252V208H251ZM253 211H252V215H253ZM12 212H11V214H14ZM25 212H26V210H25ZM215 213H216V211H215ZM21 215L23 216V214H21ZM84 215H85V213H84ZM86 215H88V213H86ZM208 215H209V213H208ZM210 215L213 216V214H210ZM14 216H15V214H14ZM216 216H217V214H216ZM253 216H255V215H253ZM219 217H220V215H219ZM12 218H14V217H12ZM195 219L196 220L199 219V220H197L198 223H202V224H198L196 231L194 229V226L192 227V225H194L193 221H195ZM215 220L213 222L216 223ZM17 221H18V219H16V222ZM21 221H23V220H21ZM25 221H23V222H25ZM210 221L211 220L208 219V223ZM248 221H251V220H248ZM206 223H207V221H206ZM210 223L212 224V222H210ZM260 224H261V222H260ZM18 225H17V227H21L22 226V225L20 226V224H18ZM210 226H212V225H210ZM22 227H25V226H22ZM204 227H205V225H204ZM217 227H218V224H217ZM103 228H104V230H103ZM208 229L209 230H207V231H210V227ZM213 229L211 227V231ZM101 231L100 232L98 231L100 233V235H101ZM207 231H206V233H208ZM210 232L208 233V235L209 234H212ZM109 234H107V236H109ZM204 234H205V232H204ZM217 234H215V235H217ZM232 235H234V234H232ZM248 235H249V233H248ZM250 235H252V234H250ZM250 235H249V237H250ZM104 236L105 235H103V239H104ZM198 236H200V235H198ZM201 236H202V234H201ZM101 237L102 236H100V238ZM252 237L253 236H251V239H252ZM205 238L207 239V236ZM209 238L210 237L208 236V239ZM245 238H243V239H245ZM233 239H234V237H233ZM254 239H256V238H254ZM260 239H264V238L261 237ZM5 240H6V243L8 244V246H10V244H13L12 242L9 244L8 238H6ZM198 240H199V238H198ZM226 240L228 241L229 239H226ZM256 240H258V239H256ZM233 241H235V240H233ZM104 242L107 245L109 244L106 241H104ZM246 242H248V244H249V242H251V240L250 241L246 240ZM258 242H259V240H258ZM256 243H257V241H256ZM180 244H182V243H180ZM207 244H208V241H207ZM210 244H208V245H202V247L204 246V247H207L208 248V246ZM250 244H252V243H250ZM253 244H254V242H253ZM106 247L103 246V248H106ZM183 247H184V245H183ZM204 247L203 248L200 247V249L206 250ZM151 248H153V247H151ZM154 248H156V245H155ZM109 249L111 251H113V252L115 250H117V249H115L113 247V245ZM170 249H172V248H170ZM173 249H174V247H173ZM176 249H178V248H176ZM176 249H174V250H176ZM194 249H196V248H194ZM106 250H107V248H106ZM196 250H193V251L195 252ZM204 250H203V252H204ZM160 251L161 250H159V252ZM8 252H9V255H10L11 259H12V264H16V262H15V259L16 258L14 257V256H16L15 249H13V247H12V249H11V247H8ZM116 252L117 251H115V253ZM153 252H152V254L154 256V253ZM173 252H175V251H173ZM199 252L201 253V251L198 250V254H199ZM105 253L107 255V252H105ZM156 253H157V251H156ZM204 253L206 254V252H204ZM179 254H181V253H179ZM198 254H195V255H198ZM108 255H109V253H108ZM182 255H183V253L181 254V256ZM153 256H150V257H153ZM166 256H168V257H166ZM176 256H177V254H176ZM205 256L203 258H205ZM207 256H208V254H207ZM116 257L117 256H115V258ZM177 257L179 258V256H177ZM208 257H207V259H209ZM174 258H176V257H174ZM189 258H191V257H189ZM196 258H198V257L196 256ZM171 259H169V261ZM193 259H192V262L194 261ZM213 259H210V260H213ZM221 259H220V261H221ZM121 260H123V259H121ZM153 260H155V259L152 258V261ZM201 260H202V257H201ZM201 260H199V261H201ZM157 261H159V260H157ZM162 261H163V259H162ZM177 261L179 262L180 259H178ZM214 261H215V259H214ZM217 261H219V260H217ZM164 263H165V259H164ZM183 264H185V261H184ZM200 264H209V262H208V260L203 259ZM219 264H221V263L219 262Z\"/></svg>",
    "mask_w": 264,
    "mask_h": 264
},
{
    "label": "built area",
    "instance_id": "obj_3",
    "mask_svg": "<svg viewBox=\"0 0 264 264\" xmlns=\"http://www.w3.org/2000/svg\"><path fill=\"white\" fill-rule=\"evenodd\" d=\"M5 239L6 233L0 229V264H12V259L8 252V244Z\"/></svg>",
    "mask_w": 264,
    "mask_h": 264
}]
</instances>
